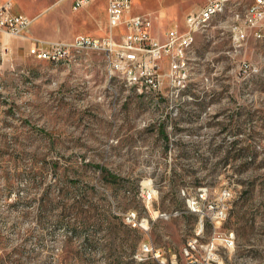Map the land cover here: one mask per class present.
I'll return each mask as SVG.
<instances>
[{"label": "rangeland", "instance_id": "374dc122", "mask_svg": "<svg viewBox=\"0 0 264 264\" xmlns=\"http://www.w3.org/2000/svg\"><path fill=\"white\" fill-rule=\"evenodd\" d=\"M206 1L135 9L163 34ZM235 4L200 28L176 95L165 77L140 95L100 52L0 55V264H264V40L235 39ZM144 242L159 258L136 260Z\"/></svg>", "mask_w": 264, "mask_h": 264}, {"label": "built area", "instance_id": "2783aa9c", "mask_svg": "<svg viewBox=\"0 0 264 264\" xmlns=\"http://www.w3.org/2000/svg\"><path fill=\"white\" fill-rule=\"evenodd\" d=\"M91 1L72 0V7L77 10ZM217 4H220V0H207L200 10L189 13L182 25L169 29L161 40L153 33L154 21L151 17L130 15L132 0H108V30L105 36H77L70 42H34L27 54L37 60L52 59V63L59 64L68 61L74 52L104 53L111 74L118 75L125 84L133 83L140 95L148 94L145 93V85H154V93L159 97L164 77L172 89L175 83H185L186 89L189 79L186 75L187 67H180V47L194 51L200 25L205 24L206 15L212 14ZM235 5L243 6V13H233L232 7L228 10L238 22L234 28L235 39L243 40L246 31L250 30L256 39L264 40V0H236ZM12 8V0L0 6V35L23 39L31 18L14 13ZM163 62L168 66L165 74L160 73ZM173 94L176 95V92L172 91ZM124 221L134 228H146L137 218L136 212L126 213ZM227 243L232 245V240L228 239ZM188 245L195 248L194 242ZM159 256L158 250L144 242L135 258L142 262Z\"/></svg>", "mask_w": 264, "mask_h": 264}, {"label": "crops", "instance_id": "0c3cea01", "mask_svg": "<svg viewBox=\"0 0 264 264\" xmlns=\"http://www.w3.org/2000/svg\"><path fill=\"white\" fill-rule=\"evenodd\" d=\"M9 0H0V6ZM12 0L13 12L31 18L29 27L24 31L23 39L12 36L6 38L0 35V55L11 50L15 54L25 57L29 47L34 42L57 43L70 42L77 36L103 37L108 30V0H92L86 6L75 10L72 0H49L38 3L35 0ZM36 3H33V2ZM132 0L130 15H144L145 11L135 9ZM27 7L31 11H27ZM97 11V12H96ZM177 26V25H176ZM179 26V25H178ZM168 31V30H167ZM167 31L154 35L163 40ZM5 44L9 48H5Z\"/></svg>", "mask_w": 264, "mask_h": 264}, {"label": "bare ground", "instance_id": "6f19581e", "mask_svg": "<svg viewBox=\"0 0 264 264\" xmlns=\"http://www.w3.org/2000/svg\"><path fill=\"white\" fill-rule=\"evenodd\" d=\"M230 0H220V4L213 9L212 14H207L205 17V24L200 25V28L210 23L214 20L218 15L223 13L227 8ZM52 62V59H43ZM190 51H188V47H180V67L186 68L187 79L190 77ZM149 91L154 92V85H146ZM185 88V83H175L173 84V91L179 92L180 90Z\"/></svg>", "mask_w": 264, "mask_h": 264}, {"label": "trees", "instance_id": "16d2710c", "mask_svg": "<svg viewBox=\"0 0 264 264\" xmlns=\"http://www.w3.org/2000/svg\"><path fill=\"white\" fill-rule=\"evenodd\" d=\"M162 133H163V131L162 130H160ZM108 177H110L112 180H114V181H116L117 179H118V177L117 176H113V175H111V173L110 172H108L107 171V169L106 168H100Z\"/></svg>", "mask_w": 264, "mask_h": 264}]
</instances>
